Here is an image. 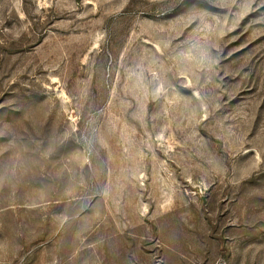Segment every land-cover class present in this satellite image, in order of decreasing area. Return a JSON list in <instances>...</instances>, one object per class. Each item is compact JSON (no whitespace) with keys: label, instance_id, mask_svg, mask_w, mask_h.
<instances>
[{"label":"rangeland","instance_id":"obj_1","mask_svg":"<svg viewBox=\"0 0 264 264\" xmlns=\"http://www.w3.org/2000/svg\"><path fill=\"white\" fill-rule=\"evenodd\" d=\"M0 264H264V0H0Z\"/></svg>","mask_w":264,"mask_h":264}]
</instances>
